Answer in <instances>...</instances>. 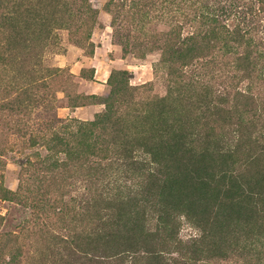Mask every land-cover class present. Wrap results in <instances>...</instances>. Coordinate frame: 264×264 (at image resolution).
Here are the masks:
<instances>
[{"label": "rangeland", "instance_id": "rangeland-1", "mask_svg": "<svg viewBox=\"0 0 264 264\" xmlns=\"http://www.w3.org/2000/svg\"><path fill=\"white\" fill-rule=\"evenodd\" d=\"M0 264H264V0H0Z\"/></svg>", "mask_w": 264, "mask_h": 264}]
</instances>
